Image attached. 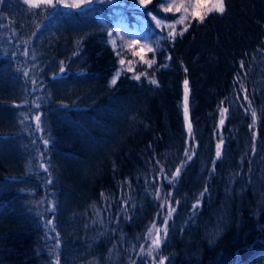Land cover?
<instances>
[{
  "label": "trees",
  "instance_id": "obj_1",
  "mask_svg": "<svg viewBox=\"0 0 264 264\" xmlns=\"http://www.w3.org/2000/svg\"><path fill=\"white\" fill-rule=\"evenodd\" d=\"M161 2L113 13L108 4L69 11L0 0V264H264V0H225L223 14L193 21L174 41L148 20L149 10L177 18ZM133 39L156 49L151 68L133 56ZM117 51L133 63L122 67ZM242 85L257 112L252 129ZM168 201L167 238L156 259L140 255Z\"/></svg>",
  "mask_w": 264,
  "mask_h": 264
},
{
  "label": "snow or ice",
  "instance_id": "obj_2",
  "mask_svg": "<svg viewBox=\"0 0 264 264\" xmlns=\"http://www.w3.org/2000/svg\"><path fill=\"white\" fill-rule=\"evenodd\" d=\"M114 0H73L71 4L67 3L66 0H23V3L27 5L29 8H38L40 5L48 6L55 8L57 5H60L64 8H72V9H78L80 11H83L85 7L91 8V6L95 3H113ZM136 2L139 4L140 8H147L148 5L152 3V0H136ZM161 7L162 10L165 13H173L174 15L176 13H183L182 15L178 16L177 19L170 23L167 24L166 27L169 29L167 32V39L170 41H174L177 35L183 36L184 32L188 30V28L191 26L192 22L195 21L197 23H203L204 20L207 18L209 14L212 12H217L219 14H223L226 10V4L225 0H171L170 3L165 2V0H162L161 2ZM147 15L151 16V18L156 22L157 26L160 27L164 22L156 17L155 15L152 14V12L149 10L147 12ZM191 17V19H189ZM176 25H182V28L180 29L179 32H177ZM3 26V25H0ZM116 37H120V33L117 31L115 34ZM109 37V43L113 45L114 51L117 49V42L116 39L113 37V33L109 32L108 33ZM122 39V37H121ZM137 45L136 41H132L131 44H129V48H135ZM146 50V51H145ZM155 51L156 49L154 47L144 45L139 48L140 53H144L140 55V62L143 64H147L149 68L152 67V65L155 63ZM146 53H153V58L152 59H146ZM117 56L119 58V64L123 67L127 63L128 65H131L133 61L128 60L126 61L121 54L120 51H117ZM133 56H136L138 53L136 51H133ZM170 59V57H169ZM241 67H243V63L241 64ZM128 71H133L131 67L127 69ZM65 71L63 67V62H61V68L60 72L63 73ZM187 71V69H185ZM25 77H28V72L25 71L23 73ZM120 72L117 71L113 79L111 80V84H116L117 78L119 77ZM146 72H140L139 74H136L133 76L134 79L140 80L141 76L147 77ZM33 84L36 83V81H32ZM151 84H157V81L153 78L150 79ZM189 81L187 79L184 80V98H183V116H184V122H185V127L188 130L189 136L191 137V124H190V117H189V88H188ZM241 90L244 92V100L248 102V107L245 109V112L247 113L251 109V117H252V123L249 125V128L252 129L256 122H257V112L252 109V104L251 101L248 98L247 95V89L243 88V85L241 86ZM239 99V98H238ZM223 104V101L221 102ZM35 107L39 108V105H35ZM228 112V108L226 107H221L220 109V117L221 119L219 120V124L217 127H222L225 123V118L226 114ZM34 120L36 122L37 130H42L41 129V115L37 114L34 117ZM43 143L45 145V148H47L48 141L43 140ZM224 144L223 137L219 139L218 143L216 144V152H215V157L216 159H220L222 156V146ZM189 148H185V156L187 158V161L192 160V155L189 154ZM253 152H255V132L253 133ZM215 163V161H213ZM41 168L44 169V171H48V169L45 167L44 164L40 165ZM182 167H177L175 172L172 173L171 180H169V183H172L175 181L180 173H181ZM161 172L164 171L163 168L160 169ZM214 171V169H213ZM167 179V177H165ZM51 183V181H49ZM205 192L207 191V188L204 190ZM103 195V194H102ZM155 195L157 198L160 197L161 192L160 189L157 188ZM168 197L170 198L172 196V193L169 192ZM203 193H201V196ZM168 203V212L167 216L165 217L163 221V225L161 227H157L155 222H153L152 226L147 229V235L145 236V239H150L151 243L149 244L147 250L145 251L144 245H141V252L140 255H146L148 257H153L156 259L155 254L158 252V250L161 247L162 240L167 238V226H168V220L172 217L175 208L171 205L170 201ZM177 204L179 203L178 201L176 202ZM200 199L198 198L195 203L192 205L193 211L198 209L200 207ZM160 207L163 209L164 204L162 203ZM55 206L53 205L51 208H49L50 212H54ZM47 225L51 226L53 224V219L47 220ZM153 232H155V235H153ZM163 232V236H161V233ZM57 246H59V242H57ZM167 257L160 256L158 258V264H166Z\"/></svg>",
  "mask_w": 264,
  "mask_h": 264
},
{
  "label": "rangeland",
  "instance_id": "obj_3",
  "mask_svg": "<svg viewBox=\"0 0 264 264\" xmlns=\"http://www.w3.org/2000/svg\"><path fill=\"white\" fill-rule=\"evenodd\" d=\"M66 2L67 3H69V4H71L72 2H73V0H66ZM166 2H168V3H170L171 2V0H167ZM100 4V3H99ZM103 4H108V5H110V6H112L113 8H112V11H113V13H114V11L116 12V13H118L119 12V10H126V9H131V10H133V9H136V10H143L144 8H140V6H139V4L136 2V0H127V2H124V1H122V0H114V2L113 3H111V4H109V3H103ZM57 8L58 7H62V6H60V5H57L56 6ZM64 8V7H63ZM65 9H68L69 11H74V9H72V8H65ZM76 10H78V9H76ZM161 12L163 13V14H170V15H173L174 16V14L173 13H165L163 10H162V7H161ZM177 14V17L178 16H180V15H182L183 13L181 12V13H176ZM115 17V16H114ZM135 17V16H134ZM140 17V16H139ZM116 18V17H115ZM136 18V17H135ZM191 17H189V19H190ZM177 19V18H176ZM175 18H170V19H167V20H162L164 23L161 25V27H164V28H167L166 27V25L167 24H170V23H172V22H174L175 20H176ZM148 20L149 21H151L153 24H155V26H157V24H156V22L151 18V16H148ZM116 22V21H115ZM121 22V21H120ZM122 23V22H121ZM120 23V26L119 27H121L123 30H124V28L127 30V31H124L123 33H125L126 34V36H134V32L132 31V29H128L127 27H126V25H123V23L121 24ZM123 25V26H122ZM135 25L136 24H133L132 26L133 27H135ZM139 27H141V25H138ZM158 27V26H157ZM160 27V28H161ZM129 38V37H128ZM133 41H136L137 42V45H136V47L134 48L135 49V51L138 53V55H142V53H140L139 52V48L141 47V46H144V45H148L149 46V44L147 43V42H139V41H137V40H134L133 39ZM131 44V43H130ZM179 167H182V166H179Z\"/></svg>",
  "mask_w": 264,
  "mask_h": 264
}]
</instances>
